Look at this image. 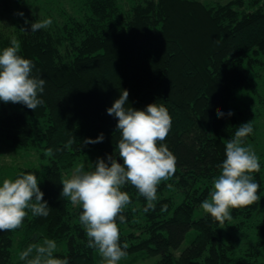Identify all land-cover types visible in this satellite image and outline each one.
Segmentation results:
<instances>
[{"label":"trees","instance_id":"trees-1","mask_svg":"<svg viewBox=\"0 0 264 264\" xmlns=\"http://www.w3.org/2000/svg\"><path fill=\"white\" fill-rule=\"evenodd\" d=\"M130 1L124 7L119 0H81L80 16L62 11V22L52 18L46 29L0 33V52L15 36L18 54L34 65L32 75L46 81L44 103L34 112L0 101V149L34 152L47 164L39 187L50 207L47 217L29 211L21 228L0 231V264H24L20 253L44 238L66 243V252L54 256L68 264H99L79 222L82 209L61 196V182L77 163L88 168L92 159L107 162L115 153L118 121L107 109L122 90L129 92L126 107L144 110L157 103L168 109L172 127L163 143L177 159L150 211H144L147 202L133 186L121 189L131 197L123 212L126 222L117 221L127 255L161 256L160 264H258L264 249V152L260 171L253 173L260 201L232 209L231 221L222 225L209 214L194 216L209 199L226 142L251 122L247 146L257 129L262 110L243 96L261 95L264 0ZM101 133L102 142L84 144ZM49 148L52 156L45 155ZM116 159L123 164L118 154ZM192 229L196 236L177 257L173 250ZM251 236L256 242L246 246Z\"/></svg>","mask_w":264,"mask_h":264},{"label":"clouds","instance_id":"clouds-1","mask_svg":"<svg viewBox=\"0 0 264 264\" xmlns=\"http://www.w3.org/2000/svg\"><path fill=\"white\" fill-rule=\"evenodd\" d=\"M23 17V13H17ZM29 22L25 20L27 25ZM51 18L35 20L31 32L46 29ZM20 31L25 32L24 29ZM21 45L13 36L10 46L0 52V101L4 104H22L34 110L44 103L40 94L46 81L32 75L33 63L19 55ZM128 90H122L118 99L107 109L117 118L116 131L120 133L115 153L107 156V162L98 158L91 168L77 163L69 176L62 179L61 196L82 209L79 222L88 238L87 246L97 250L103 264H119L126 257L127 244L120 243L119 223H125V208L131 197L121 189L130 184L139 196L145 198V212L154 208L158 186L169 180L176 171L177 159L163 143L172 127V118L163 104L151 103L144 110L126 107ZM229 116L233 115L230 111ZM217 116H223L218 109ZM253 132L251 122L238 127L232 139L226 142L220 173L212 180L209 199L200 207L214 221L224 224L231 221L232 209L251 206L261 200L260 185L253 173L260 171L261 164L251 145L245 139ZM211 135V134H210ZM212 136V135H211ZM215 138L214 136H212ZM101 133L95 140L86 139L84 144L102 142ZM70 139L65 147L70 146ZM116 154L123 160L118 163ZM46 156L53 150L47 149ZM39 178L34 172H22L16 178H5L0 183V231H14L23 226L29 211L32 216L49 215L50 207L43 199ZM57 244L44 238L42 243L29 244L19 256L24 264H68L67 259L54 256Z\"/></svg>","mask_w":264,"mask_h":264},{"label":"rangeland","instance_id":"rangeland-1","mask_svg":"<svg viewBox=\"0 0 264 264\" xmlns=\"http://www.w3.org/2000/svg\"><path fill=\"white\" fill-rule=\"evenodd\" d=\"M121 5L128 7L130 5V0H119ZM201 2L208 4L213 1H218L221 3H226L230 0H200ZM132 3V2H131ZM81 0H0V33L13 35L16 32L24 29L25 31L31 30L30 24L35 20L45 19V18H55L53 22H62L65 16L62 15V11L72 15H81ZM23 13V17L19 16L17 13ZM25 20L29 23L26 25ZM264 73V72H263ZM259 90L261 95L250 96L249 93H244L243 99L251 101L254 103L255 107H259L262 112L257 121V129L254 133L253 139L249 141L248 145H251L254 149L256 155L259 157L261 153L264 152V77H262L259 83ZM97 160L92 159L88 164V168L92 167ZM47 164L44 162H39L36 153L27 152H15L7 148L0 149V183H2L5 178H16L22 169L28 172L33 169L34 173L39 178V183L42 184L44 181V169ZM71 174V173H70ZM69 174V175H70ZM69 175H65L69 176ZM40 188V187H39ZM206 213L203 212L201 207H198L195 211V219H199ZM196 236V231L194 229L190 230L181 246L173 250V253L178 257L181 253L190 245L194 237ZM256 242V238L251 236L249 242L245 244L253 245ZM244 245V246H245ZM18 243L16 241L14 246V253H18ZM66 243L57 244V249L54 253L66 252ZM135 255H126L119 261V264H160L161 256H153L146 259L135 258ZM99 264H103L102 258L99 255ZM258 264H264V249L261 256L258 259Z\"/></svg>","mask_w":264,"mask_h":264}]
</instances>
